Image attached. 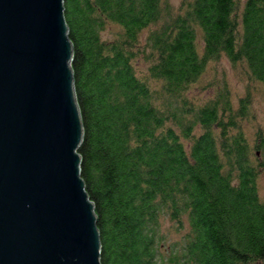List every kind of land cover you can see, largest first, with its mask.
I'll list each match as a JSON object with an SVG mask.
<instances>
[{
	"label": "trees",
	"instance_id": "obj_1",
	"mask_svg": "<svg viewBox=\"0 0 264 264\" xmlns=\"http://www.w3.org/2000/svg\"><path fill=\"white\" fill-rule=\"evenodd\" d=\"M64 7L101 263L264 264V0Z\"/></svg>",
	"mask_w": 264,
	"mask_h": 264
},
{
	"label": "water",
	"instance_id": "obj_2",
	"mask_svg": "<svg viewBox=\"0 0 264 264\" xmlns=\"http://www.w3.org/2000/svg\"><path fill=\"white\" fill-rule=\"evenodd\" d=\"M64 0H0V264H102Z\"/></svg>",
	"mask_w": 264,
	"mask_h": 264
},
{
	"label": "rangeland",
	"instance_id": "obj_3",
	"mask_svg": "<svg viewBox=\"0 0 264 264\" xmlns=\"http://www.w3.org/2000/svg\"><path fill=\"white\" fill-rule=\"evenodd\" d=\"M180 0H174L175 3H179ZM220 70L226 71V74L228 75V79L231 81L233 88L237 91L236 93L239 94L244 91L245 88V82H242L237 75L236 72H234L233 67L231 66L230 62L227 59H224L221 64L219 65ZM255 109L257 112V120L258 123L262 126L264 129V92L259 90L255 97ZM253 127H251V131L253 130ZM262 189L264 191V174L261 178L260 182Z\"/></svg>",
	"mask_w": 264,
	"mask_h": 264
}]
</instances>
